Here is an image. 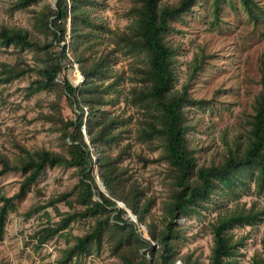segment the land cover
<instances>
[{
  "label": "trees",
  "instance_id": "1",
  "mask_svg": "<svg viewBox=\"0 0 264 264\" xmlns=\"http://www.w3.org/2000/svg\"><path fill=\"white\" fill-rule=\"evenodd\" d=\"M39 0H16L14 9H23ZM130 21L124 29H110L100 15L94 14L95 0H54L34 14V26L50 35L49 40H38L27 29L0 25V46L11 48L12 62H0V85L33 72L35 77L25 87L26 95L51 91V111L44 114L54 125L63 152L45 148L29 150L16 145L17 152L8 157L0 152V176L7 172L21 175L17 190L10 196L0 193V233L9 211L17 212L14 199L22 198L46 166L73 167L77 182L67 191L51 196L44 203L30 207L25 215L54 207L64 202L74 204L72 211L61 214L57 222L36 231L39 245L56 235L74 219H90V228L74 237L73 242L60 250L54 264H69L84 255L91 245L108 243L118 264H195L190 254L176 255V244L184 238L183 228L174 222L177 215L198 216L208 209L215 195L230 192L244 194L250 183L254 193L264 199V61L260 63L259 89L253 101L247 138L243 145L234 144L220 160L198 164L195 149L190 144L188 130L191 120L187 106L195 103L185 85L177 86L175 71L177 48L166 38L171 21L187 13L197 0H129ZM218 0H214L217 6ZM243 10L257 20V5L253 0H240ZM68 24V26H67ZM69 30L67 55L65 34ZM30 52L31 62L25 53ZM118 54L133 56L131 85L124 99L137 110L135 127H130L132 115L120 116L103 110L114 104L120 94L116 89L119 76L113 69ZM76 65L82 81L72 85L66 71ZM200 67L195 61L190 75ZM79 80L76 71L70 74ZM64 99L74 117L64 118L59 106ZM89 112L84 114V106ZM88 142H85L82 127ZM134 130L136 140L153 144L160 153L151 161L166 164V198L162 201L160 226L147 220L155 198L133 178L121 161L130 153L131 142L119 144L122 136ZM155 142V143H154ZM114 150V153H111ZM150 162V160H145ZM93 165L106 191L101 192L94 180ZM239 190V191H238ZM121 202L135 216L133 222L126 211L116 206ZM263 209L225 206L215 209L214 215L202 226L211 234L212 244L206 264H236L234 252L237 240L232 228L252 225L260 220ZM150 215V214H149ZM137 223L145 227L148 239L137 230ZM151 241L157 245L151 246ZM160 250V251H158ZM249 264H264V233L261 250L250 258Z\"/></svg>",
  "mask_w": 264,
  "mask_h": 264
},
{
  "label": "rangeland",
  "instance_id": "2",
  "mask_svg": "<svg viewBox=\"0 0 264 264\" xmlns=\"http://www.w3.org/2000/svg\"><path fill=\"white\" fill-rule=\"evenodd\" d=\"M14 1L0 0V25L23 27L35 39L49 40L50 35H43L35 28L34 14L45 4L52 6L54 0H39L23 9H14ZM162 1L169 4L177 0ZM253 1L258 8L256 14L262 15L257 20L243 10L240 0H218L217 6L214 0H197L187 13L171 21V28L166 34V38L177 48V86L185 85L189 95L195 99V103L187 106V116L192 121L188 136L198 164H208L211 160L217 162L228 148L235 143L243 145L247 138L253 101L260 86V63L264 61V0ZM92 6L94 14L100 15L110 29L120 31L130 21L129 0H95ZM67 32L66 52L71 56ZM10 50V47L0 46V62L13 61L14 54ZM30 55V52L25 53L29 63ZM196 60L200 61V67L190 75ZM133 64V56L117 53L112 67L119 76L115 87L120 94L114 104L103 106V110L109 113L124 117L132 115L131 128L135 127L133 120L139 115L123 97L131 85ZM70 69L66 71L69 82L72 85L80 83V73H77L79 80L73 82L70 74L76 70ZM34 77L35 74L31 72L0 85V152L10 158L17 152V144L29 150L45 148L63 152L59 133L53 129L52 122L44 117L51 111L49 102L54 98L53 92L39 91L28 96L25 93V87ZM59 106L64 118L74 117L64 99ZM89 110L88 105L84 106V114ZM132 131L129 136H122L119 140V144L131 142L130 153L123 157L121 164L126 165L128 173L146 188L148 195L155 198L147 220L151 219L160 226L162 201L167 194L164 178L166 164L151 161L160 153V148H151L153 144L136 140ZM20 178L21 175L16 172L0 176V193L12 195L17 190ZM77 179L73 167L46 166L30 185L29 191L22 198L13 200L18 210L9 211L6 215L0 233V264H54L60 250L71 244L75 236L90 228V219H74L59 233L37 245L36 231L57 222L62 213L72 211L74 204L61 202L25 215L30 207L69 190ZM238 193L237 197L230 192L215 195L208 202V209L198 216H176L174 222L183 228L184 234V238L176 244L177 256L190 254L196 259L195 264L207 263L212 240L211 234L204 233L202 226L211 219L215 209L234 205L248 207L253 203L255 208L264 210V199L254 193L253 183H250L246 193ZM136 225L141 235L148 239L144 225ZM231 232L233 239L238 241L234 252L236 264H249L251 256L261 250L264 211L254 224L233 227ZM150 243L152 246L154 241ZM156 247L155 244L153 248ZM69 264H118V260L104 240L99 246L91 245L87 253L72 259ZM174 264L181 263L176 260Z\"/></svg>",
  "mask_w": 264,
  "mask_h": 264
},
{
  "label": "water",
  "instance_id": "3",
  "mask_svg": "<svg viewBox=\"0 0 264 264\" xmlns=\"http://www.w3.org/2000/svg\"><path fill=\"white\" fill-rule=\"evenodd\" d=\"M68 35H69V30H68V32H67V37H68ZM72 69L76 70L77 73H78L77 68L74 67V68H71L70 70H72ZM70 70H69V71H70ZM81 81H82V80H81ZM82 133H83V135H84V140H85V142H88V140H87V134L85 133V128H84V126L82 127ZM92 172H93L94 180H95V182H96V185H97L98 189H99L101 192H103L104 194H106V191H105V189H104V187H103V185H102V183H101V180L99 179V177H98V175H97V166H96V165H93ZM115 204H116L117 207H119V208L123 209L124 211H126L128 217H129L133 222L136 221V220H135V216H134L133 214H131V213L127 210V208H126L121 202H119V201H115ZM145 238H146V237H145ZM154 245H155V243L152 244V247H154Z\"/></svg>",
  "mask_w": 264,
  "mask_h": 264
}]
</instances>
